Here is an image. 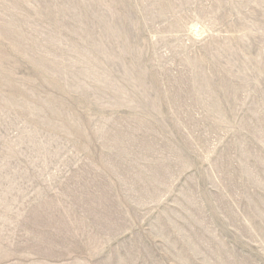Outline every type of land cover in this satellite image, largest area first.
I'll return each mask as SVG.
<instances>
[{
    "label": "rangeland",
    "instance_id": "374dc122",
    "mask_svg": "<svg viewBox=\"0 0 264 264\" xmlns=\"http://www.w3.org/2000/svg\"><path fill=\"white\" fill-rule=\"evenodd\" d=\"M0 264H264V0H0Z\"/></svg>",
    "mask_w": 264,
    "mask_h": 264
}]
</instances>
